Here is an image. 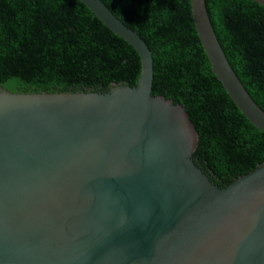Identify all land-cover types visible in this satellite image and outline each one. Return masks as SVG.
Listing matches in <instances>:
<instances>
[{"label": "water", "instance_id": "water-1", "mask_svg": "<svg viewBox=\"0 0 264 264\" xmlns=\"http://www.w3.org/2000/svg\"><path fill=\"white\" fill-rule=\"evenodd\" d=\"M78 1L136 52L140 75L105 92L0 87V264H264V164L213 184L184 108L152 95L145 42L100 0ZM190 10L211 73L264 134L205 0Z\"/></svg>", "mask_w": 264, "mask_h": 264}, {"label": "trees", "instance_id": "trees-1", "mask_svg": "<svg viewBox=\"0 0 264 264\" xmlns=\"http://www.w3.org/2000/svg\"><path fill=\"white\" fill-rule=\"evenodd\" d=\"M152 54V95L181 105L198 134L193 160L223 188L264 164V134L210 71L190 0H100ZM228 64L264 112V9L205 0ZM140 60L78 0H0V87L10 93L105 92L134 87Z\"/></svg>", "mask_w": 264, "mask_h": 264}]
</instances>
